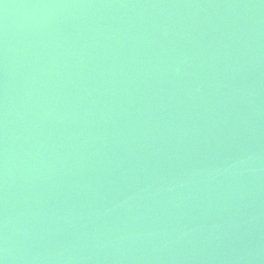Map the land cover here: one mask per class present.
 <instances>
[{"label": "water", "instance_id": "95a60500", "mask_svg": "<svg viewBox=\"0 0 264 264\" xmlns=\"http://www.w3.org/2000/svg\"><path fill=\"white\" fill-rule=\"evenodd\" d=\"M3 264H264V0H0Z\"/></svg>", "mask_w": 264, "mask_h": 264}, {"label": "snow or ice", "instance_id": "6c2138e0", "mask_svg": "<svg viewBox=\"0 0 264 264\" xmlns=\"http://www.w3.org/2000/svg\"><path fill=\"white\" fill-rule=\"evenodd\" d=\"M0 264H3V261H0Z\"/></svg>", "mask_w": 264, "mask_h": 264}]
</instances>
